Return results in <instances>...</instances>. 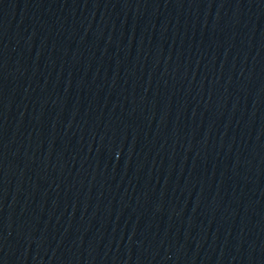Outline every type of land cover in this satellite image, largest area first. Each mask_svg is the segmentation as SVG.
Listing matches in <instances>:
<instances>
[{"label":"water","instance_id":"water-1","mask_svg":"<svg viewBox=\"0 0 264 264\" xmlns=\"http://www.w3.org/2000/svg\"><path fill=\"white\" fill-rule=\"evenodd\" d=\"M0 264H264V0H0Z\"/></svg>","mask_w":264,"mask_h":264}]
</instances>
